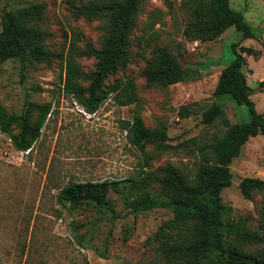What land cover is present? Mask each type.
<instances>
[{
	"label": "rangeland",
	"instance_id": "1",
	"mask_svg": "<svg viewBox=\"0 0 264 264\" xmlns=\"http://www.w3.org/2000/svg\"><path fill=\"white\" fill-rule=\"evenodd\" d=\"M45 6L40 25L46 33L44 45L48 63L23 67L18 60L0 64V107L5 115L29 112L32 123L51 108L39 138L27 152L14 148L0 132V264H159L162 262L151 238L159 226L172 217L169 209L155 208L133 214L125 205L135 194L159 190L163 169L171 164L192 174L203 146L224 133L217 120L202 122V113L219 104L230 124L249 119L247 109L225 96H215L218 77L233 60L231 45L251 49L243 53L242 72L256 111L264 115V0H230V7L242 13L254 35L243 39L233 27L213 41H191L184 30L191 20L189 0H143L129 34V61L108 76L103 86L116 79L134 82L137 102L120 106L113 95L94 113L60 91L67 62L81 73L77 84L88 97L97 60L84 52L99 49L107 30L105 19L87 20L73 9L94 1L112 0H14ZM10 0H0V21ZM192 4V3H191ZM207 1L203 3L206 5ZM1 30V24H0ZM165 48L185 71L182 82L148 85L144 73L156 48ZM186 106L189 117L179 115ZM140 115L145 128L164 132L144 144L147 153L144 185L118 183L107 192L112 211L94 205L62 203L59 192L70 183L123 181L135 176L142 163L140 152L130 143L124 129ZM13 132L18 128L13 126ZM231 185L221 192V202L230 208L228 218L244 219L258 229L264 213V190L251 200L242 197L239 182L244 178L264 180V134L250 138L229 166ZM247 252L261 255V244H246Z\"/></svg>",
	"mask_w": 264,
	"mask_h": 264
},
{
	"label": "trees",
	"instance_id": "2",
	"mask_svg": "<svg viewBox=\"0 0 264 264\" xmlns=\"http://www.w3.org/2000/svg\"><path fill=\"white\" fill-rule=\"evenodd\" d=\"M9 9L1 14L0 64L18 60L23 67L48 63L51 58L44 41L46 33L41 28L45 6L38 2L19 3L10 0ZM143 0H112L104 3L89 2L73 9L74 16L87 20L105 19L107 34L99 49L88 47L84 52L97 60L95 70L87 75L90 85L88 97L77 84L81 76L78 66L67 62L65 75L60 82V91L71 96L88 113H94L113 95L120 106L137 102L135 85L131 79L119 78L112 85L103 86L108 76L124 68L129 61V34L135 24L139 6ZM207 1L206 5L203 3ZM192 3V4H191ZM191 20L184 35L191 41H213L228 28L233 27L243 39L254 37L250 25L242 13L230 7V0H189ZM232 44L233 60L221 71L214 95L229 98L235 105L247 109L249 119L244 123L230 124L222 107L211 104L202 113V122L212 125L219 120L225 130L220 138L203 146L201 157L192 174H185L177 167L167 164L159 181V190L154 193L135 194L130 200L124 193L125 205L133 214L155 208L169 209L172 217L161 224L151 238L162 262L159 264H264V213L258 229L247 226L244 219L228 218L229 207L221 202V192L231 185L230 164L237 158L250 138L264 134V115L256 111L250 99V89L242 68L243 53L251 49ZM185 71L177 59L165 48H156L153 60L144 73L148 85L167 86L182 82ZM49 103L35 123L29 112L20 115H5L0 107V132L6 134L14 148L27 152L39 138L41 128L50 111ZM181 117H189L186 106L179 111ZM13 126L18 133L13 132ZM130 143L140 152L142 163L139 172L123 181L70 183L60 190L58 198L71 205L87 204L112 211L107 192L118 183L144 185L149 181L147 153L144 144L162 138L164 132L151 131L144 127L140 115L135 114L124 128ZM243 198L251 200L255 192L264 190V180L244 178L239 182ZM246 244H261V255L247 252Z\"/></svg>",
	"mask_w": 264,
	"mask_h": 264
}]
</instances>
